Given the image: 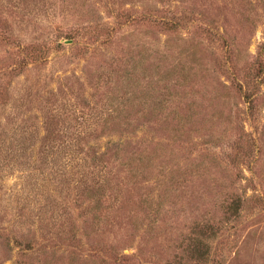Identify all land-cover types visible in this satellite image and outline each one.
I'll list each match as a JSON object with an SVG mask.
<instances>
[{
    "label": "rangeland",
    "instance_id": "obj_1",
    "mask_svg": "<svg viewBox=\"0 0 264 264\" xmlns=\"http://www.w3.org/2000/svg\"><path fill=\"white\" fill-rule=\"evenodd\" d=\"M110 255L264 264V0H0V264Z\"/></svg>",
    "mask_w": 264,
    "mask_h": 264
},
{
    "label": "trees",
    "instance_id": "obj_2",
    "mask_svg": "<svg viewBox=\"0 0 264 264\" xmlns=\"http://www.w3.org/2000/svg\"><path fill=\"white\" fill-rule=\"evenodd\" d=\"M171 27L167 25V28L171 29L174 27V25L169 24ZM36 53L34 50H27L24 49L23 53L24 56L22 57L21 63H26L25 56H30L32 60H36L37 54L33 55L32 53ZM263 64L262 58L259 59L258 65ZM239 208V199H234L231 201L227 207V211H233L236 212ZM200 226V225H199ZM220 227L219 226H213L210 225L209 223H204L203 225L200 226L199 229H195L192 232V236L190 238L189 246L190 249L187 251V256L188 259H195L197 261H204L208 258L210 254V243L208 239H210L212 236L216 234ZM111 259L113 260L114 263L116 264H125L127 261L130 259L131 256H124V257H118L117 255H110Z\"/></svg>",
    "mask_w": 264,
    "mask_h": 264
}]
</instances>
